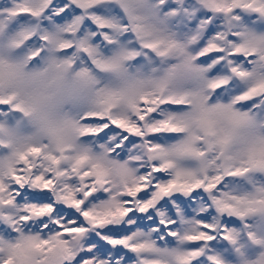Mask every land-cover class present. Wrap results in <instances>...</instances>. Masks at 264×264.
<instances>
[{"label": "snow or ice", "instance_id": "obj_1", "mask_svg": "<svg viewBox=\"0 0 264 264\" xmlns=\"http://www.w3.org/2000/svg\"><path fill=\"white\" fill-rule=\"evenodd\" d=\"M0 264H264V0H0Z\"/></svg>", "mask_w": 264, "mask_h": 264}]
</instances>
